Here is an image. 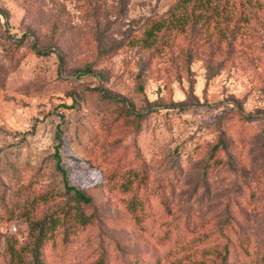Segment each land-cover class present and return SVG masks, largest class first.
<instances>
[{"label": "rangeland", "instance_id": "obj_1", "mask_svg": "<svg viewBox=\"0 0 264 264\" xmlns=\"http://www.w3.org/2000/svg\"><path fill=\"white\" fill-rule=\"evenodd\" d=\"M173 1L0 0V264L5 237L23 241L27 218L61 202L23 205L62 189L57 131L67 181L96 218L59 229L47 264H215L205 250L225 241L227 264L264 253V0H231L251 13L233 43L189 30L125 44Z\"/></svg>", "mask_w": 264, "mask_h": 264}, {"label": "trees", "instance_id": "obj_2", "mask_svg": "<svg viewBox=\"0 0 264 264\" xmlns=\"http://www.w3.org/2000/svg\"><path fill=\"white\" fill-rule=\"evenodd\" d=\"M235 5V4H234ZM241 6V5H240ZM246 7L242 5L234 9L231 0H174L169 7L159 15L147 16L140 25L138 34L128 35L125 44L129 47L151 49L159 44H167L173 34L185 33L194 30L202 34L209 42L236 41V34L248 22ZM38 55L44 50L33 48ZM108 50H104L107 53ZM61 58L60 55H58ZM57 144L54 150L55 168L59 171L63 181L59 191H48L27 200L26 208L32 209L40 201H47L62 197L61 202L54 208L38 217L27 218V236L21 242L13 235L5 237L3 252L7 256V264H47L43 249L48 241L52 240L59 229L66 236L73 228L85 227L95 221V214L89 210L91 196L80 188L69 184L66 171L60 165L58 147L60 144V131L56 132ZM226 142L219 140L213 150H225ZM212 152L210 155H212ZM118 186L123 192L131 188V181L137 177L136 172L126 171ZM125 209L131 219L139 224L142 222V200L133 193L124 202ZM205 250L214 256L215 264H227L229 244L225 241ZM87 264H106L100 257ZM169 264H183L172 261ZM254 264H264V253Z\"/></svg>", "mask_w": 264, "mask_h": 264}]
</instances>
